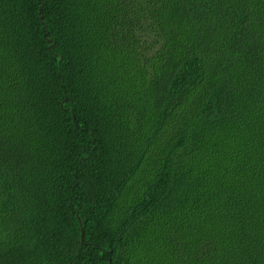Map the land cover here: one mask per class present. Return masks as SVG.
Returning a JSON list of instances; mask_svg holds the SVG:
<instances>
[{"label":"trees","instance_id":"trees-1","mask_svg":"<svg viewBox=\"0 0 264 264\" xmlns=\"http://www.w3.org/2000/svg\"><path fill=\"white\" fill-rule=\"evenodd\" d=\"M0 264H264V0H0Z\"/></svg>","mask_w":264,"mask_h":264}]
</instances>
